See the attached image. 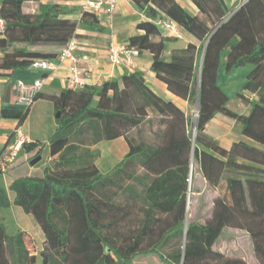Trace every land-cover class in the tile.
Returning a JSON list of instances; mask_svg holds the SVG:
<instances>
[{
  "label": "trees",
  "instance_id": "16d2710c",
  "mask_svg": "<svg viewBox=\"0 0 264 264\" xmlns=\"http://www.w3.org/2000/svg\"><path fill=\"white\" fill-rule=\"evenodd\" d=\"M130 1L146 18L168 17L200 42L174 49L166 59L168 39L145 21L136 26L143 34L130 37L127 46L151 54L149 70L177 98L195 104L198 91L196 135L188 133L187 116L152 92L137 72L79 90L67 88L58 95L38 92L35 101H52L58 114L49 139V155L56 158L42 177L14 180L9 186L15 194L12 202L0 186V210L14 205L33 217L45 240L42 264H109L105 254L114 258L110 264H134L137 257L152 255L164 264H248L213 250L229 228L247 235L255 264H264V0H240L243 4L236 9L228 8L226 0H189L196 15L176 0ZM26 4H32L33 11H27ZM74 13V7L53 0H2L0 70H24L35 59H53L78 37L80 25L103 31L94 13L82 11L78 20L64 18ZM222 52L227 72L251 67L242 89L253 97L236 95L246 102V115L227 107L228 99L216 84ZM28 111L10 105L1 109V117L22 123ZM218 114L234 121L247 141L223 148L206 135V124ZM149 118L160 123L157 146L136 144L129 137ZM84 133L90 143L80 141ZM119 137L125 139L128 152L102 175L94 165L99 151L91 146ZM21 147L27 152L36 148L26 143ZM40 153L41 149L30 161ZM136 161L141 173L136 172ZM193 174L222 193L213 200L210 218L204 223L187 221L185 226ZM126 179L131 183L123 189L140 205L141 217L131 227L128 204L116 206L107 193L109 188H121ZM149 235L155 239L145 245ZM26 237L20 230L7 234L0 222V264L35 263ZM174 238L183 239V244L166 256L160 253V247Z\"/></svg>",
  "mask_w": 264,
  "mask_h": 264
},
{
  "label": "crops",
  "instance_id": "0c3cea01",
  "mask_svg": "<svg viewBox=\"0 0 264 264\" xmlns=\"http://www.w3.org/2000/svg\"><path fill=\"white\" fill-rule=\"evenodd\" d=\"M1 1L2 0H0V4ZM53 1L57 2L56 0ZM81 1L84 2L85 0ZM178 3L189 14L196 15L197 9L189 0H181L180 2L178 1ZM64 4H68V2ZM240 4V0H226L228 8L236 9ZM31 10L33 11V8ZM98 19L101 27H103L102 32L89 30L77 31L78 37L76 40L80 48L76 54L80 59V66L85 70L86 85H100L103 82L118 79L125 74L137 72L142 75L146 85L152 92L174 104L185 115L183 109L186 101L171 94L167 90L165 84L157 80L155 75L149 70L152 60V56L149 52H140L139 57L133 60L132 67H116L108 60V49L110 47H127L130 37L143 34L141 30L136 28L137 24L145 21L152 22V20L146 18L142 11L130 0H119L116 10L111 15L101 12ZM180 33L184 38H176L172 43L168 41L165 42L166 46L168 43L170 45L173 44V46L166 48L169 50L183 49L188 43L197 45L196 42L198 39L194 35L182 29ZM161 36L166 37L162 33ZM155 39L158 40V37ZM169 54L170 52L167 53L166 59ZM49 61L54 67L51 71L31 69L30 67L16 71L0 70V152L14 148L18 141L20 143L18 145L19 152L15 162L6 172H0V186L6 190L10 202L15 198V194L9 190V186L14 180L23 177H42L44 169L56 158L55 156L51 157L49 155V139L57 128L56 107L52 101L39 98L31 105L22 123H19V121L14 118H2L1 109L10 105L16 106L14 93V83L16 81L31 84L36 80H40L42 82V87L39 91L41 95H58L63 90H66L68 88L67 75L69 63L67 61L60 62L56 57ZM222 62H224V52L219 56V65ZM250 70V66L249 68L247 67V69L245 68L243 75L246 74L247 77ZM220 73L221 71L219 68L217 69L216 78H218ZM227 120L235 123L221 114L216 115L210 122L222 121L226 123ZM16 132H19V137L16 135ZM210 137L216 140L223 148H229L233 142L247 141L240 136L239 133L228 142L222 141L217 135ZM23 143L33 144L36 148L27 152L21 147ZM105 146L107 149H104ZM39 149H41V159L37 164L32 166L30 165V158L34 156ZM91 149H97L99 151V157L95 160L94 165L102 175L107 174L128 152V146L123 137L110 141H100L91 146ZM106 158L108 159L106 162L102 161ZM114 158L116 159L114 160ZM104 165H106L105 170H103ZM0 222L9 235H13L19 230L25 232L28 235L26 239L33 241L31 244L27 245V248L30 251V255L35 257L34 264H42L40 253L44 250L45 240L41 229L33 217L25 214L20 207L11 205L8 209L0 210ZM8 224L12 225L11 232H7ZM68 261L71 262V259H68Z\"/></svg>",
  "mask_w": 264,
  "mask_h": 264
},
{
  "label": "rangeland",
  "instance_id": "374dc122",
  "mask_svg": "<svg viewBox=\"0 0 264 264\" xmlns=\"http://www.w3.org/2000/svg\"><path fill=\"white\" fill-rule=\"evenodd\" d=\"M57 2L68 5L70 7H74L75 13L64 17L71 20H78L79 13L83 11L84 2L81 0H56ZM177 2L181 0H176ZM68 2V4H64ZM27 11H31L33 8L32 4H26L24 7ZM156 19L152 20L155 21ZM78 30L88 31L83 26H79ZM160 33L164 34L168 39V42L172 43L176 38H174L173 34L167 31H163L159 28ZM77 33V32H76ZM182 33V32H181ZM172 35V36H170ZM170 36V37H169ZM182 38L184 36L182 35ZM197 45H200V42H196ZM169 44V43H168ZM166 47L173 46L168 45ZM166 45V44H165ZM174 50V49H173ZM168 48L165 49L163 52V56L166 57L168 52H171ZM248 65L238 67L233 69L232 71L227 72L223 67V62L220 63L219 68L221 73L219 74L218 78H216L217 86L222 90L225 96L228 99L227 107L238 114H246L248 113V107L245 101L238 100L236 95L238 93H242L247 99L252 98L248 92L243 91V87L247 82L246 74L243 75L244 69ZM218 68V69H219ZM173 106L177 108L174 104ZM195 104H188L185 102L184 104V112L185 116L188 118L189 122V135L195 134L194 129V118L197 115L195 112ZM178 109V108H177ZM180 110V109H179ZM159 120L157 118H149L146 120L141 126L129 134V137L134 140L136 144H140L143 146H157L160 143V135H159ZM151 122V123H150ZM204 133L208 136L217 135L220 139L224 142H228L231 138H235L236 134L239 133V128L236 123L230 122L227 120L226 123L221 122H208L204 128ZM196 135V134H195ZM79 136V135H78ZM80 141L83 144L90 143L89 135L84 133L79 136ZM104 149H107L106 146ZM110 149V148H108ZM116 158H114L115 160ZM108 159H103L102 161L106 162ZM54 161V159H53ZM112 162V161H111ZM137 162L136 172L141 173V167L139 162ZM192 168L194 167L193 161H191ZM106 165H104L103 170H105ZM131 182L129 180L122 181V187H112L107 190V193L111 200L117 206H121L124 203L128 204V217H127V225L129 227L133 226L132 224L140 219V213L138 212V208L140 205L133 203L134 201L130 198V195L126 189H123V186L129 185ZM137 192L141 193V187L137 186ZM222 193L221 188L217 190H213L210 188L206 181L198 174H193L190 180V190L188 191V198H187V214L186 219L187 221H193L196 223H204L208 218L211 216L213 200ZM109 201V200H108ZM138 203H141L138 201ZM10 221V220H9ZM133 222V223H131ZM11 223V222H10ZM12 225H7V232H11ZM155 236L149 235L147 238L145 245H150ZM33 241H31L32 243ZM183 239L174 238L171 239L166 245L160 247L159 251L163 255H167L172 253L178 249V246L183 244ZM213 250L219 252L227 257H240L248 264H255L254 256L252 253L251 243L247 235L239 230L234 229H225L223 231L221 237L218 239L217 243L213 246ZM107 255V261L110 264L114 258L110 254ZM73 259V258H72ZM134 264H164L158 260L156 256H142L137 257L134 259Z\"/></svg>",
  "mask_w": 264,
  "mask_h": 264
},
{
  "label": "built area",
  "instance_id": "2783aa9c",
  "mask_svg": "<svg viewBox=\"0 0 264 264\" xmlns=\"http://www.w3.org/2000/svg\"><path fill=\"white\" fill-rule=\"evenodd\" d=\"M119 0H85L83 5V11L94 13L97 17L101 12H105L107 15H111L118 5ZM154 25L163 31L170 32L177 39L182 37L180 33V26L168 17L161 16L155 21H152ZM4 29V21L0 16V32ZM80 45L75 38L69 40L65 47L56 56L58 61L69 63L67 84L68 88L73 90L82 89L86 85L85 70L80 66V59L76 52L79 50ZM140 52L135 48H117L110 47L108 49V60L116 67H132L133 60L139 57ZM31 69L51 71L54 69L51 62L46 59H35L31 62ZM42 87V82L36 80L31 84L24 83L22 81H16L14 83L15 104L22 108H30L35 101V97ZM19 137V132H16ZM19 141L14 148L4 150L0 152V172L4 173L15 162L17 154L19 152Z\"/></svg>",
  "mask_w": 264,
  "mask_h": 264
},
{
  "label": "water",
  "instance_id": "95a60500",
  "mask_svg": "<svg viewBox=\"0 0 264 264\" xmlns=\"http://www.w3.org/2000/svg\"><path fill=\"white\" fill-rule=\"evenodd\" d=\"M243 4V3H242ZM241 4V5H242ZM240 5V6H241ZM237 8H239V7H237ZM207 45V42H206V44H205V46ZM205 46H204V48H205ZM203 51H204V49H203ZM203 51H202V53H201V56H200V64H201V61H202V56H203ZM195 112H196V114L198 113V109H199V104H198V91H197V97H196V101H195ZM58 117V114H56V118ZM197 119V115L195 116V118H194V121H193V123H194V129H195V125H196V120ZM40 159H41V156H37V157H35L33 160H31L30 161V165H35V164H37L39 161H40ZM54 162H51V164H53ZM192 169V166L190 167V170ZM190 181V180H189ZM187 225V220H186V222H185V226Z\"/></svg>",
  "mask_w": 264,
  "mask_h": 264
}]
</instances>
